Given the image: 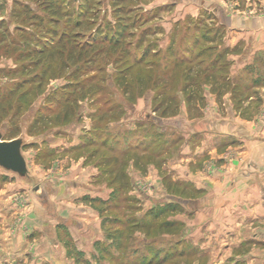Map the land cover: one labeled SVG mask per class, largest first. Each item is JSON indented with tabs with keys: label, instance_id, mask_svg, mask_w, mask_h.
I'll return each mask as SVG.
<instances>
[{
	"label": "rangeland",
	"instance_id": "1",
	"mask_svg": "<svg viewBox=\"0 0 264 264\" xmlns=\"http://www.w3.org/2000/svg\"><path fill=\"white\" fill-rule=\"evenodd\" d=\"M84 1L73 0L71 7L78 10ZM102 1L95 28L103 25L113 33L118 22L114 3ZM5 2L0 0V20L10 18L12 0ZM161 5L169 8L149 21L152 29L139 50L142 53L150 46L158 55L160 87L150 86L141 94L136 84L129 94L134 99H127L114 84L116 70L111 62L98 75L95 90L78 101L70 117L71 111L59 98L77 76V66L62 68L59 52L53 57L44 54L39 65L32 60H39L40 55H26L37 44L50 48L48 28L62 30L66 18L52 24L50 14L41 7L38 13L43 21L28 23L25 32H15L12 24L14 40L9 38L10 47L0 50V127L7 128L5 138L25 134L28 143L23 152L31 172L40 178L35 190L0 168V187L15 193L11 203L18 208L16 227H25L24 222L32 226L20 230L21 240L28 238L27 232L33 234L38 251L48 253V264L51 257L52 264H146V253L154 256L153 264L164 253L165 264H191L199 249L188 237L200 235L189 224L198 205L193 174L206 166L204 159L195 161L198 149L209 142L206 120L213 114L220 119L229 110L253 122L264 113V48L241 37L243 29L264 17V0H151L142 4L144 10ZM135 18L136 14L127 24ZM198 24L211 28L210 36L220 26L223 32L205 43L194 31ZM141 30L135 28L134 38L130 37L135 43ZM204 48L208 50L200 59L207 63L220 51L226 52L228 67L216 73L218 79L206 80L202 74L192 82L186 78L184 63L162 74L175 59L179 62ZM46 70L52 78L41 80L39 75ZM159 91L175 97L165 103L173 102L172 113L164 118H158L161 112L156 110ZM220 138H215L219 146ZM161 208L166 212L157 215ZM174 221L179 223L175 230ZM165 226L171 227L166 230ZM180 232L186 240L175 245L173 234ZM181 248L187 255L176 257ZM39 264H44L40 257Z\"/></svg>",
	"mask_w": 264,
	"mask_h": 264
},
{
	"label": "crops",
	"instance_id": "2",
	"mask_svg": "<svg viewBox=\"0 0 264 264\" xmlns=\"http://www.w3.org/2000/svg\"><path fill=\"white\" fill-rule=\"evenodd\" d=\"M258 21L243 29L241 37L264 48V17ZM210 117L206 120L209 142L198 149L195 158L206 161L205 169L187 174L195 175L198 202L189 224L200 234L188 237L199 249L191 264H264V113L253 122L229 110L220 119L214 114ZM7 191L0 187V264H39V257L48 264V253L38 251L33 234L27 232L28 238L21 240L20 230L32 226L24 222L25 227H16L18 208L11 203L14 191ZM46 234L53 235L51 231Z\"/></svg>",
	"mask_w": 264,
	"mask_h": 264
},
{
	"label": "trees",
	"instance_id": "3",
	"mask_svg": "<svg viewBox=\"0 0 264 264\" xmlns=\"http://www.w3.org/2000/svg\"><path fill=\"white\" fill-rule=\"evenodd\" d=\"M111 1L114 3L115 15L118 16L119 22H117V25L114 27L116 29L113 33L111 30L103 29V25H99L95 28L96 18L99 15L100 5L103 2L102 0H85L84 4L79 7L78 10L71 7L73 0H12V6L10 10H8L10 18L0 20L1 50L2 47H10L9 38L13 39L12 34L14 33L11 30L12 24L15 23L13 28L15 32H25L28 23L34 25L38 21H43L38 13V9L41 7L50 14V21L52 24L60 23L63 18L67 19L65 27L62 30H59L57 26H50L48 28V32L51 35L50 46H48L50 48H40L39 44H37L36 47H30L26 55H29L30 53H35L38 56L40 55L39 60H32L34 65H39L44 60V54L53 57L54 52H59L60 57L57 59L60 60L62 68L72 65L77 66L75 71L77 76L64 88L62 97L59 98V101H62V104L66 103L65 107L71 111L69 117L71 116V113L79 107L78 101L85 99L89 93H92L95 90L93 89V86L97 85V83H99V80L97 79L101 78L98 75L102 74L105 67L111 62L116 70L113 78L115 80L114 84L122 89L123 94L127 99L129 98L131 88L133 89L136 84L139 85L141 94L150 86H155V88L160 87V84H157L159 78V62L155 59L158 55L153 52L154 50L150 46L142 53H140L139 50L144 46L147 34H149L152 29L149 21L167 11L169 6L161 5L152 10H144L142 4H148L151 0ZM5 3L7 4V0ZM34 4H36V7H34ZM134 14H136L138 20L135 18L132 20V23L130 22L127 24L131 21ZM139 27L142 28V30L139 35V40L135 43L133 41L135 35L134 30ZM211 30V28H205L199 24L194 27L195 33L197 35L200 33L197 39H203L205 43L215 39L217 35H220V32H223L222 27L220 26L216 28L213 35L210 36ZM130 37L133 38L130 39ZM172 43L174 44L173 41ZM209 47L212 48L213 46ZM170 48L172 49V47ZM188 50L189 48H187L186 51ZM207 50L208 48H204L196 55L183 57L179 62L175 59L173 66L164 70L165 72L162 74L176 70L184 63L186 64V78L188 80L192 79V82L202 74L205 75L206 80L218 79L216 73L221 72L228 67V63L225 61L226 52L220 51L216 58L207 63L203 58L200 59V56L206 53ZM52 60V63L54 64L55 61L53 58ZM80 63H82V65H80ZM78 66L80 67L78 68ZM47 68H49V66H47ZM92 70H95V72H91ZM47 74V70L42 72V74L39 75L41 80L52 78ZM161 88V91H163V89H165V84L161 85ZM161 91H159L158 94V97L161 98V100L156 106V110L161 112V115H159L158 118L167 117L172 113L169 107H171L173 102L167 105L165 103L169 100H175L174 96H167ZM130 98L134 99L132 97ZM116 106L120 107V103ZM0 129H4L6 135L7 128L2 126ZM22 133L15 137L20 136ZM166 210V208H161L156 210V214H163ZM151 212L153 213V211ZM147 214L150 213L147 212ZM146 224L149 229L150 224ZM172 224V227L174 228L173 230H175L177 226L176 224L179 223L174 221ZM142 226L144 227V222H142ZM170 227L171 226H165V228H168L166 230H169ZM173 235L175 236V239H173L175 245H182V243H184L185 239L182 237V232L179 234L174 233ZM148 254L149 253L143 255L145 258L147 257L146 264H153L154 256L149 258ZM184 255H187V253L181 248V252L178 253L176 257H183ZM166 257V253L161 255L158 264H165Z\"/></svg>",
	"mask_w": 264,
	"mask_h": 264
},
{
	"label": "water",
	"instance_id": "4",
	"mask_svg": "<svg viewBox=\"0 0 264 264\" xmlns=\"http://www.w3.org/2000/svg\"><path fill=\"white\" fill-rule=\"evenodd\" d=\"M5 131L0 129V166L3 170L16 174L25 184L32 185L35 190L39 187L40 178L33 175L28 160L23 152L28 143L25 134L13 139L4 138Z\"/></svg>",
	"mask_w": 264,
	"mask_h": 264
}]
</instances>
